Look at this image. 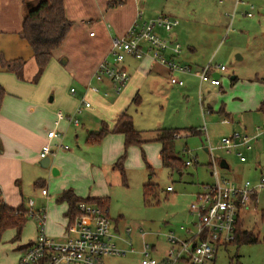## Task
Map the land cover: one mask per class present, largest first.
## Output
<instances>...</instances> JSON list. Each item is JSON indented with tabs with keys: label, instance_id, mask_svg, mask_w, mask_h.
I'll use <instances>...</instances> for the list:
<instances>
[{
	"label": "rangeland",
	"instance_id": "obj_1",
	"mask_svg": "<svg viewBox=\"0 0 264 264\" xmlns=\"http://www.w3.org/2000/svg\"><path fill=\"white\" fill-rule=\"evenodd\" d=\"M102 1L71 0L69 4L75 15L79 12V15H91L96 10L94 4L99 6ZM113 1L118 4L111 6ZM242 1L245 4L238 7L233 17L236 0H139L145 17L167 15L178 20L172 31L159 29V32L166 38L177 35L182 57L191 64L205 66L211 61L214 66L224 65L227 70L221 72L220 86L204 84L201 92L203 105L200 102V79L195 76H180L185 86H164L162 95L146 88L141 102L133 103L129 108L135 126L144 130L143 138L152 137L154 129L160 125L176 128L206 126L207 131L195 135L181 132L177 137L176 154L184 163L191 162L185 164L181 172L163 165L157 142H147L144 150L139 147L142 145L131 146L124 163L125 180L121 171L114 168L116 161L111 162L115 145L90 143V131L96 129L93 126H72L63 145L69 148L65 152L74 153L77 159L63 164V171L57 176L52 170H42V179H46L51 195L50 202L46 199L48 207L60 204L57 189L62 183L78 190L82 197L92 194L108 196L107 210L112 224L117 225L119 236L131 242L135 249H141L145 235L144 240L154 245L151 257L161 261L170 246L166 234L182 235L181 226L193 225L195 217L190 213V205L195 201L196 193L215 179L211 174L213 157L218 163L222 159L229 163V168L217 164V169L230 181H257L264 174V135L252 141L251 150H244L246 162H241L234 151L227 152L220 147L223 137L235 132L253 136L259 126H264V113L258 109L264 100V0ZM107 4L110 8L120 5L119 0H107ZM247 12L252 16L249 17ZM90 18L93 17L86 21ZM76 84L74 81L67 87L62 86L69 91L71 85L76 89ZM74 116L81 123L87 112ZM224 119L229 123H223ZM148 183L156 185L159 193L146 199L144 185ZM167 186H172L174 191H167ZM25 194V203L29 198L37 204L41 202L39 190L35 192L31 185L25 186ZM47 213V234L65 238L69 224L65 212ZM240 216L243 220L241 228L258 234L260 242L222 245L214 264H264V198L261 197L257 206L250 210H241ZM37 226V220L29 215L19 239H14L15 229L4 232L0 240V264H18L22 253L18 247L37 236ZM62 228L63 235L59 236ZM141 259L142 255L134 252L103 256L101 261L102 264H142Z\"/></svg>",
	"mask_w": 264,
	"mask_h": 264
},
{
	"label": "crops",
	"instance_id": "obj_2",
	"mask_svg": "<svg viewBox=\"0 0 264 264\" xmlns=\"http://www.w3.org/2000/svg\"><path fill=\"white\" fill-rule=\"evenodd\" d=\"M27 1L36 0H0V51L4 53L7 59L23 58L26 60L24 80H20L15 74L0 68V84L6 90L0 109V193L8 206L17 208L23 205L28 210L30 207L29 200L32 198H29L27 203H25V186L31 185L34 191L38 192L39 190L41 195V202L38 204L34 202L33 208L37 211L43 210L48 223L47 212H66L68 205L66 202L58 201L60 203L58 206L48 207L49 203L46 202V199L50 202L49 196L51 195L46 179H42V170L49 169L51 171L53 167H56L58 173L54 174V176H57L63 171V164L70 159H77V155L74 153L65 152L69 148H57L56 146V144H63L70 127L85 128V126H93L96 129L90 131L91 135L106 128L108 132L102 137L101 142L102 145L104 143L115 145L114 153L110 156L111 162L114 163L124 151V135L112 132L119 117L124 112H127L133 118L129 108L133 103L141 102L142 92L146 88L151 89L156 95H162V87H168V85L171 87H183L185 82L182 86L171 84L169 68L163 63L154 60L151 56H146L143 59L128 56L123 62V66L130 74V80L122 94L116 96L111 82L108 79L97 80L95 72L101 62L108 61L112 63L114 61L111 53L112 40L116 36L125 34L135 21L138 11L141 10L139 0H121L122 3L113 8H110L107 0H104L99 6L94 4L96 5V10L91 15H79L80 12L75 15V12L71 11L70 8L69 3H71V0H64L66 16L74 23L63 44L54 51L53 57L38 84L33 83L32 81L38 67L31 46L20 36ZM244 4L235 2L234 10L237 12L238 7ZM91 16L93 18L86 21ZM160 34L165 36L163 33ZM173 37L177 40L176 34ZM173 37L170 36L168 39ZM166 55L179 63L189 64L195 68L202 67L197 64H191V61L185 59L186 57H182L181 53L175 56L170 52H166ZM213 73L219 75V70L216 69ZM182 75L198 77L191 73H180L179 77ZM74 81L77 83V87L75 93L72 94L70 91L73 86L71 85L69 91H66V87ZM200 83V93L204 90L205 83H209L208 85L211 87L220 86L213 85L210 82H201V80ZM91 86L98 87L99 91L93 90L90 88ZM206 89L209 88L206 87ZM105 91H109L110 95L105 96ZM135 97L138 98V102H133ZM83 98L92 104L91 107L84 110V112H87V116L83 119V122L80 123L78 118L79 124L75 125L66 117L60 119L59 123L56 124L59 112L64 113L66 116L76 115ZM200 102L203 105L202 93L200 94ZM133 122L135 126L134 118ZM163 128L176 127L160 125L154 129L152 137L148 138H143L144 130H140L143 141L140 144L142 146L139 147L144 150L147 142L154 141L159 144L161 149V144L156 139L159 130ZM196 128L201 130L202 127ZM52 129L59 132L61 136L49 140L47 133ZM181 132L190 134L188 131L183 130L179 131L180 135L182 134ZM77 135L79 136L78 133ZM47 143H50L53 149L49 154L52 158L49 168L40 164L42 159L40 151L42 146ZM205 150L209 151L208 148H205ZM220 162L218 163L219 165ZM227 164L229 168V163L227 162ZM42 189H46L47 194H43ZM67 189H72L77 196L82 197L78 190L68 187L66 183L58 186V196ZM87 197H103V195L92 194ZM239 219L240 222H243L240 215ZM65 220H67L66 216ZM63 228L59 230L61 232L58 233L59 236L63 235ZM114 228L116 230L117 225ZM48 231L52 233L51 228H48ZM34 239L19 245L20 253L24 250L23 248L20 249V247L33 242Z\"/></svg>",
	"mask_w": 264,
	"mask_h": 264
},
{
	"label": "built area",
	"instance_id": "obj_3",
	"mask_svg": "<svg viewBox=\"0 0 264 264\" xmlns=\"http://www.w3.org/2000/svg\"><path fill=\"white\" fill-rule=\"evenodd\" d=\"M236 3H245L237 0ZM253 9V6L251 5ZM236 10L233 12L234 17ZM252 16L251 12H247ZM178 25V20L167 15L145 17L142 10L138 11L137 17L125 34L116 36L112 40V55L114 61L101 62L95 72V78L103 81L108 79L113 92L120 95L130 80V74L123 66L126 57L143 59L151 56L169 68V80L173 85H184V80L179 77L180 73H191L198 76L201 82H210L220 85L221 71L226 70L224 65L214 66L210 61L201 68H193L189 64L177 62L168 57L166 52L179 55L182 51L181 44L175 37L168 39L163 37L159 29L166 32L172 31ZM219 70L215 75L214 70ZM99 91L96 86H91ZM75 93V88H71ZM105 96L110 92L105 91ZM91 107V102L82 99L77 113L83 112ZM203 113H205L202 107ZM68 118L75 125L79 124L78 118L72 115L58 113V120ZM223 123H228L224 119ZM258 132L251 136L249 134L233 133L229 137H223L221 146L227 152L234 151L241 161H246L244 150L252 149V141L258 136L264 135V126H259ZM201 130L207 131L204 126ZM61 134L55 129L49 130V140L60 137ZM180 136V135H177ZM58 147L67 148L62 143ZM53 149L50 143L42 146L40 157L44 158ZM191 164L186 161V165ZM218 162L212 158L214 169L212 174L215 179L212 183L204 185L196 193V199L190 205V213L195 217L191 227L181 226L182 235L174 232L166 234L170 244L167 255L158 261L151 257L154 245L144 240L141 249H135L133 244L119 236L116 232L108 210L90 202H79V214L69 222L65 238H54L47 234V218L43 210L37 211L33 208L34 201L29 200L28 214L37 220L38 234L33 242L26 247L19 258L18 264H102L101 258L108 255H126L138 252L142 255V264H214L220 246L233 241L236 236V224L241 210H250L257 206L261 197L264 198V174L257 181L246 180L244 182L230 181L222 177L217 169ZM220 166V165H219ZM167 191H174L172 186H167ZM47 194L46 189H42ZM130 232V229L127 230Z\"/></svg>",
	"mask_w": 264,
	"mask_h": 264
},
{
	"label": "trees",
	"instance_id": "obj_4",
	"mask_svg": "<svg viewBox=\"0 0 264 264\" xmlns=\"http://www.w3.org/2000/svg\"><path fill=\"white\" fill-rule=\"evenodd\" d=\"M119 3H122V1L119 0ZM117 4L118 1L110 3L111 6ZM72 25L73 21L66 16L64 0H36L26 2V13L23 19L20 36L28 42L33 50L38 67L33 78L34 82L40 80L48 63L53 57L54 51L63 44ZM25 64V59H7L4 53L0 51V68L15 74L20 80H24ZM5 95L6 90L0 84V109ZM133 102H138V98L135 97ZM258 109L264 113V100L260 103ZM183 129L188 131L191 135L201 132V130L196 127H187ZM179 131H181L180 128H163L159 130L156 140L161 144L160 157L163 165L181 172L186 163H184L182 157L175 152V142L178 137L177 135H180ZM106 132H108L107 129L103 128L96 134L89 136L88 141L90 143H100ZM112 132L124 135V151L117 158L114 168L119 169L123 178L126 180L124 163L127 157V150L133 145H140L142 143L141 131L134 126L132 116L124 112L119 117ZM158 191L156 185L152 183L144 185V195L146 199L150 196H156L159 193ZM57 200L67 203L68 208L65 212V216L69 218V222L79 214V202H90L106 209L109 206L108 196L79 197L72 189H67L62 192ZM28 217V211L23 205L17 208L8 206L0 193V240L4 232L9 228L15 229L14 239H19ZM257 242H260L259 235L246 228L242 229L240 219L238 218L235 239L228 244ZM30 243L21 246L20 249H25ZM41 264H45V261L42 260Z\"/></svg>",
	"mask_w": 264,
	"mask_h": 264
},
{
	"label": "water",
	"instance_id": "obj_5",
	"mask_svg": "<svg viewBox=\"0 0 264 264\" xmlns=\"http://www.w3.org/2000/svg\"><path fill=\"white\" fill-rule=\"evenodd\" d=\"M51 163H52V158H51L50 155H48V156L42 158L41 161H40V164H41L43 167H46V168H49V167L51 166ZM220 167H222V168H228V164H227V162H226L225 159H222V160H221V162H220ZM52 172H53V174L58 173L57 168H56V167H53V168H52Z\"/></svg>",
	"mask_w": 264,
	"mask_h": 264
}]
</instances>
